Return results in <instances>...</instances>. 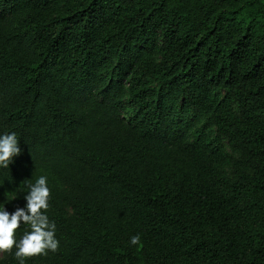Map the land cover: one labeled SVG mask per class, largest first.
<instances>
[{
	"label": "trees",
	"instance_id": "trees-1",
	"mask_svg": "<svg viewBox=\"0 0 264 264\" xmlns=\"http://www.w3.org/2000/svg\"><path fill=\"white\" fill-rule=\"evenodd\" d=\"M9 132L0 206L46 176L59 240L25 264H264V0H0Z\"/></svg>",
	"mask_w": 264,
	"mask_h": 264
},
{
	"label": "clouds",
	"instance_id": "clouds-1",
	"mask_svg": "<svg viewBox=\"0 0 264 264\" xmlns=\"http://www.w3.org/2000/svg\"><path fill=\"white\" fill-rule=\"evenodd\" d=\"M22 152L15 132L0 133V167H8ZM23 206L9 210L0 206V254H12L18 264H25L27 258L47 256L59 248L56 224L47 215L50 188L46 176H39L34 183L25 185ZM27 226L23 234L17 230ZM129 246L142 244L139 233L131 235Z\"/></svg>",
	"mask_w": 264,
	"mask_h": 264
},
{
	"label": "rangeland",
	"instance_id": "rangeland-1",
	"mask_svg": "<svg viewBox=\"0 0 264 264\" xmlns=\"http://www.w3.org/2000/svg\"><path fill=\"white\" fill-rule=\"evenodd\" d=\"M3 254H0V258L2 257Z\"/></svg>",
	"mask_w": 264,
	"mask_h": 264
}]
</instances>
